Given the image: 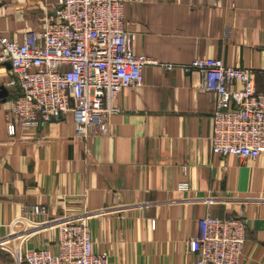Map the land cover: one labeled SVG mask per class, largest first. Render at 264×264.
Masks as SVG:
<instances>
[{"label":"crops","instance_id":"1","mask_svg":"<svg viewBox=\"0 0 264 264\" xmlns=\"http://www.w3.org/2000/svg\"><path fill=\"white\" fill-rule=\"evenodd\" d=\"M56 2L0 0V38L22 43ZM124 15L134 54L157 63L145 67L141 86L118 93L107 134L76 138L68 113L39 128L16 125L11 136L18 90L8 86L11 66L0 71V240L33 221L26 208L40 205L46 220L88 215L94 250L110 264H196L187 243L198 221L243 217L239 264H264V155L212 153L217 98L201 90L200 72L183 70L221 59L250 71L264 93V0H125ZM185 182L189 191H178ZM56 237L43 232L0 249V264H18L29 246L55 249Z\"/></svg>","mask_w":264,"mask_h":264},{"label":"built area","instance_id":"2","mask_svg":"<svg viewBox=\"0 0 264 264\" xmlns=\"http://www.w3.org/2000/svg\"><path fill=\"white\" fill-rule=\"evenodd\" d=\"M56 1L54 12L38 29L29 30L22 43L0 38V71L11 66L8 86L18 90L10 106L9 134L15 135L16 125L39 128L68 113L74 115L76 138L107 134L110 117L118 111V93L141 86L145 67L157 62L134 54L125 0ZM183 70L200 72L201 90L217 98L212 153L244 160L264 155V93L255 90L251 72L226 66L221 59L195 60ZM177 189L188 192L190 187L185 182ZM26 214L34 220L23 228L14 226L0 240L1 250L21 248L43 232L54 231L57 237L55 249L29 246L16 255L18 264H110L107 254L94 250L88 215L46 220L48 210L40 205L26 208ZM246 241L243 217L205 216L187 249L197 256L196 264H239Z\"/></svg>","mask_w":264,"mask_h":264},{"label":"water","instance_id":"3","mask_svg":"<svg viewBox=\"0 0 264 264\" xmlns=\"http://www.w3.org/2000/svg\"><path fill=\"white\" fill-rule=\"evenodd\" d=\"M3 93V92H2Z\"/></svg>","mask_w":264,"mask_h":264}]
</instances>
